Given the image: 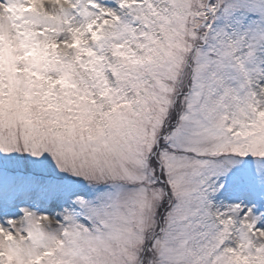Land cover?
<instances>
[{"label": "snow or ice", "instance_id": "1", "mask_svg": "<svg viewBox=\"0 0 264 264\" xmlns=\"http://www.w3.org/2000/svg\"><path fill=\"white\" fill-rule=\"evenodd\" d=\"M0 264H264V0H0Z\"/></svg>", "mask_w": 264, "mask_h": 264}]
</instances>
